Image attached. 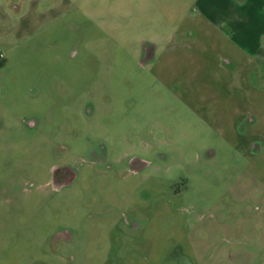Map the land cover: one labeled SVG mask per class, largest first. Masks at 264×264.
Here are the masks:
<instances>
[{
  "label": "rangeland",
  "instance_id": "374dc122",
  "mask_svg": "<svg viewBox=\"0 0 264 264\" xmlns=\"http://www.w3.org/2000/svg\"><path fill=\"white\" fill-rule=\"evenodd\" d=\"M194 1L0 0V264H264V66Z\"/></svg>",
  "mask_w": 264,
  "mask_h": 264
},
{
  "label": "crops",
  "instance_id": "0c3cea01",
  "mask_svg": "<svg viewBox=\"0 0 264 264\" xmlns=\"http://www.w3.org/2000/svg\"><path fill=\"white\" fill-rule=\"evenodd\" d=\"M200 17L242 52L264 66V0H195Z\"/></svg>",
  "mask_w": 264,
  "mask_h": 264
},
{
  "label": "flooded vegetation",
  "instance_id": "af4514ba",
  "mask_svg": "<svg viewBox=\"0 0 264 264\" xmlns=\"http://www.w3.org/2000/svg\"><path fill=\"white\" fill-rule=\"evenodd\" d=\"M192 34L193 33H189L188 36H191ZM177 46H181V44ZM155 59L156 58H154V47L149 44H142L141 50H140L139 68L149 67L152 63H154ZM224 65L229 67L230 63L224 62L221 65L222 68ZM23 125H25L27 129H30V130L35 129L34 120L32 119L26 120V122L23 123ZM92 157L98 158L95 155H92ZM92 161L95 162L96 159H92ZM72 176H74V172L72 173V170L70 169L69 166L62 164L54 168L51 172V181H50L52 188L58 191L68 186V184L70 183L72 179ZM52 239H53V243L59 242V243L64 244L65 242L69 241V236L66 231H63V232L60 231ZM54 239H56L57 241Z\"/></svg>",
  "mask_w": 264,
  "mask_h": 264
}]
</instances>
